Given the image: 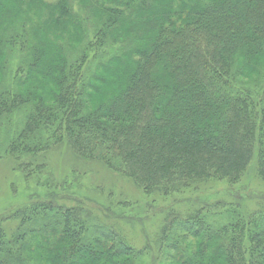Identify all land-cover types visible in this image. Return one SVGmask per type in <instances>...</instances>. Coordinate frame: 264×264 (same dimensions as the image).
Wrapping results in <instances>:
<instances>
[{"label":"trees","instance_id":"1","mask_svg":"<svg viewBox=\"0 0 264 264\" xmlns=\"http://www.w3.org/2000/svg\"><path fill=\"white\" fill-rule=\"evenodd\" d=\"M12 1L0 0L9 6L0 55L4 46L30 53V84L0 92V120L32 103L6 151L26 179L41 171L39 155L66 146L146 196H180L210 181L237 185L255 155L264 182V85L236 82L245 70L258 76L264 69V0H87L100 21L90 41L94 54L119 47L99 66L110 73L120 65L127 80L98 104V76H85L86 64H71L61 46L80 25L69 0ZM69 201H33L10 215L14 229H0V264H136L156 252L150 245L137 249L117 222ZM202 213L168 215L154 260L264 264V209L228 211L218 222Z\"/></svg>","mask_w":264,"mask_h":264},{"label":"rangeland","instance_id":"2","mask_svg":"<svg viewBox=\"0 0 264 264\" xmlns=\"http://www.w3.org/2000/svg\"><path fill=\"white\" fill-rule=\"evenodd\" d=\"M44 1L56 5L59 0ZM68 3L80 25L75 28L73 38L69 42L63 39L61 46L71 64H86L85 76L90 79L95 74L98 76L97 81H94L97 91L93 96V103L98 104L105 100L109 92L118 91L127 82L126 77L119 72L122 66L113 64L110 73L99 66L101 62H106L118 54L119 47L115 45L110 52L108 48L107 51L94 54L90 41L97 40L96 32L100 26L98 11L89 8L87 0H69ZM8 9V4L1 2L0 27L3 23L1 21L9 12ZM55 27L66 30V27L60 24ZM48 55L49 51L45 50L43 56ZM29 56L16 47L14 50L5 46L2 48L0 61H6V69L3 71L4 62L1 63L0 83L3 77L5 80L0 85V92L9 87L23 91L29 86ZM260 72V76H257L245 70L242 76L238 75L236 82L240 87L261 89L264 85V72ZM246 74L249 76L244 77ZM20 78H26L25 85L23 82L20 85ZM50 79H53L52 75L44 80L46 90L52 88ZM31 104L0 120V229L3 228L7 233L12 231L15 225L14 222H9L8 217L20 207L38 200L51 201L56 197L59 200H70L69 205L81 202L87 208L93 209L94 213L108 224L111 221L117 222L125 238L137 249H145L146 245H150L158 253L155 249L156 238L169 221L167 217L171 213L187 215L203 209L202 215L214 214L212 219L218 222L228 217V211L253 214L264 209V182L257 177V155L237 185L231 186L225 181H210L200 184L197 189L170 198L146 196L132 181L98 163L76 158L66 146L53 148L39 155L43 166L41 171L36 170L30 179H26L24 173L17 170L15 160L9 157L6 151L10 141L24 128L32 110ZM156 252L144 253L136 264H159L154 260L153 255Z\"/></svg>","mask_w":264,"mask_h":264}]
</instances>
